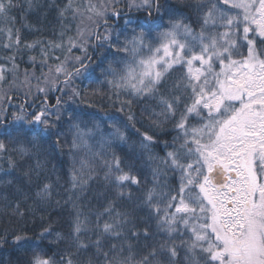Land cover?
Here are the masks:
<instances>
[{
	"label": "snow or ice",
	"instance_id": "6c2138e0",
	"mask_svg": "<svg viewBox=\"0 0 264 264\" xmlns=\"http://www.w3.org/2000/svg\"><path fill=\"white\" fill-rule=\"evenodd\" d=\"M181 3L67 0L58 9L59 39L23 45L40 51L22 76L19 30L8 29L0 46L15 52L0 63V159L8 160L0 171L12 179L0 184L19 183L13 153L31 159L28 146L44 144L54 153L70 134V191H82L101 170L115 190L101 212L85 214L69 196L71 219L37 220L52 196L37 154L24 173L31 182L35 172L36 190L20 184L22 199L8 205L19 220L0 234V249L17 253L14 264H264V0ZM18 7L0 0V23L14 20ZM104 83L114 92L107 101ZM106 102L126 118L97 110ZM29 199L37 208L22 211ZM157 236L158 245L148 243Z\"/></svg>",
	"mask_w": 264,
	"mask_h": 264
},
{
	"label": "trees",
	"instance_id": "16d2710c",
	"mask_svg": "<svg viewBox=\"0 0 264 264\" xmlns=\"http://www.w3.org/2000/svg\"><path fill=\"white\" fill-rule=\"evenodd\" d=\"M78 2V0H77ZM171 3L175 4L176 7L182 8L181 0H170ZM19 4H23V8H17L12 11L11 17L15 19H9L6 23H0V29H3L0 32V45L6 43L8 41L7 38V31L8 29H12L13 31L19 30L20 38H21V50L19 53H16V62L19 64L20 73H22L25 68H29L31 70V65L28 63L30 56H37L39 57V47L35 48L34 50H28L23 47L25 43H31L37 40H54L59 39V30H60V21L58 17V9L62 8L66 3L67 0H34V6L29 9L25 0H18ZM122 22V21H121ZM75 34V25L73 24V30L69 33V35ZM66 39V37H65ZM13 40L15 37L13 36ZM15 52L13 50L4 49L0 46V63L4 62L5 57L12 56ZM79 55V53H75ZM10 66V64L8 65ZM39 75V69L36 72ZM96 75H99V69H97ZM177 75L176 73L173 76ZM11 79V77H9ZM103 80V77H101ZM79 82V81H78ZM88 81H84L86 85ZM96 85H93L95 87ZM100 88L106 93V101L107 95L114 96V92H109L108 85L106 83L99 85ZM122 99H126V96H122ZM18 102V101H16ZM110 102H106V106L104 109H100L99 105H97V110L99 111H108L119 115L123 118H126L127 112L119 113L117 112L116 108H112L108 106ZM118 107V105H117ZM132 111L135 112L136 117L138 120H142L144 125L147 126L149 121L147 119V115L141 112V106H133ZM107 127V124H105ZM140 127V125H137ZM168 127H171L169 125ZM144 128H141L143 131ZM136 139V137H133ZM163 139L171 140V136L162 137ZM71 145V135H68L67 143H62L60 148L54 152L50 153L47 148V144L43 146L32 148L31 146L25 145L30 147L32 158L28 159L27 157L22 158L20 154L13 153L14 159L17 161L18 165H20L14 172L16 177H19V183H14L12 186H6L5 184H0V234H3L5 229L11 230L16 222L19 220L18 217H12L11 208L8 207L9 204L12 206L15 205L17 199H22L21 196L17 195V188L20 184H23L25 188L31 189V192L34 193L36 190V182L37 176L35 172L32 174L31 182L28 181V178L24 176V173L29 170V167L35 168L37 162V154L39 155V161L42 165L40 169V180L41 182L51 183L52 184V196H51V206L47 207L46 210L41 213L39 210L35 211L36 219L39 220V217L43 214L47 216L48 214H52V219L54 221L60 220H68L71 219L69 216V212L72 211V204H66L65 202L68 200L69 196H72L74 202L76 203L77 207L85 214L89 213H97L103 211L104 207H106L108 200L115 197V190L107 186L106 182L103 179V171H98L95 178L92 179L88 185L81 191L77 189L75 194H73L71 190V183L69 180V172L72 165V159L69 155ZM127 149H125L126 151ZM154 153H158L159 155H163V152L160 148L153 149ZM83 153H80L77 156L76 167L79 166V158L82 156ZM8 160L7 155L3 159H0V168L7 169ZM142 178L144 175L147 176V180L150 182L152 180L151 176V167L144 165ZM0 178L3 180L12 179L11 176H4L3 171H0ZM165 177L161 178V182H164ZM168 182L170 184H174L175 181L172 179V174H168ZM134 196L139 195V193H133ZM7 197V199H5ZM59 202V203H57ZM117 204L120 208L130 207L131 205L127 202L117 201ZM31 207L33 209L37 208V205L34 204L33 200L29 199L27 204L22 207V211L25 208ZM138 215H142L138 213ZM11 218V219H10ZM90 219L95 223V215H91ZM107 219V217H105ZM25 220L29 225L32 223V213L25 217ZM22 225L24 221H19ZM142 226V225H141ZM58 230H63L64 232L68 231L67 226L65 225L63 229H60L59 224L57 225ZM153 231H155V227L153 224ZM54 239V236H53ZM163 238L157 236L155 240H150L148 243H156L157 245L161 242ZM177 243L179 241L177 240ZM144 241L141 240L138 246V251L143 249ZM67 245H61V248H65ZM87 254H81L79 259L86 260L88 258ZM17 258V253H14L12 249L5 245L3 249H0V264H14V261ZM139 258V256L137 257ZM181 260H183V253H181Z\"/></svg>",
	"mask_w": 264,
	"mask_h": 264
}]
</instances>
